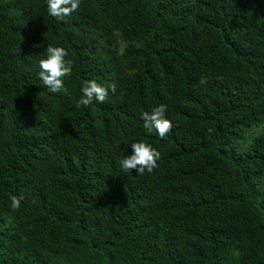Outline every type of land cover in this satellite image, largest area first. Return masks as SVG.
I'll list each match as a JSON object with an SVG mask.
<instances>
[{
	"label": "trees",
	"instance_id": "obj_1",
	"mask_svg": "<svg viewBox=\"0 0 264 264\" xmlns=\"http://www.w3.org/2000/svg\"><path fill=\"white\" fill-rule=\"evenodd\" d=\"M47 46L72 61L59 93ZM87 80L116 91L77 108ZM162 104L163 139L141 119ZM135 142L151 173L122 170ZM0 264H264V0H81L64 21L0 0Z\"/></svg>",
	"mask_w": 264,
	"mask_h": 264
},
{
	"label": "clouds",
	"instance_id": "obj_2",
	"mask_svg": "<svg viewBox=\"0 0 264 264\" xmlns=\"http://www.w3.org/2000/svg\"><path fill=\"white\" fill-rule=\"evenodd\" d=\"M81 0H47L48 14L64 21L66 17L71 16L79 8ZM68 53L63 47H46V58L39 61V78L51 93H59L64 89V77L70 76L72 71V61L66 60ZM110 90L115 93L116 85L111 84ZM109 88L98 84L95 80H87L81 88L82 95L76 103V107H88L95 100L97 103H104L108 98ZM167 111L166 105H159L151 112H143L141 119L143 127L148 133L153 131L161 138H165L167 133L172 130V123L165 118ZM132 154L123 158L120 162L122 170L127 173L133 170L140 175L151 173L158 165L160 153L150 145L143 142L131 144ZM11 208L17 211L20 207V201L23 196H10Z\"/></svg>",
	"mask_w": 264,
	"mask_h": 264
}]
</instances>
